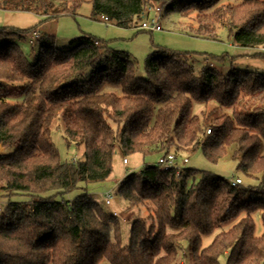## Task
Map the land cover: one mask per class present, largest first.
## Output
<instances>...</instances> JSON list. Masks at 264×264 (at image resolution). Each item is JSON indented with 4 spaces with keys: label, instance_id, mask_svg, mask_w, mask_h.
<instances>
[{
    "label": "trees",
    "instance_id": "1",
    "mask_svg": "<svg viewBox=\"0 0 264 264\" xmlns=\"http://www.w3.org/2000/svg\"><path fill=\"white\" fill-rule=\"evenodd\" d=\"M83 1L0 0V10L34 14L42 23L77 16ZM148 1L89 0L90 17L137 27ZM219 1L169 5L191 17L180 23L190 35L218 40L226 28L233 44L263 47L264 0ZM35 30L0 27V145L9 149L0 152V196H29L0 208V264H182L181 252L190 254L189 264H221L222 256L225 264H264V229L255 234L252 216L260 212L264 227V70L232 65L223 72L207 63L195 74L188 54L158 48L145 57L142 78L128 52L86 34L66 49L42 43L29 61L15 39L26 35L29 42ZM7 83L20 85V102L10 100ZM195 103L202 107L196 113ZM55 125L68 146H84L81 159H61ZM116 147L124 157H154L118 186L127 208L147 211L133 220L127 244L115 215L87 192L45 195L108 178ZM229 149L256 187L158 163L171 152L198 150L215 162Z\"/></svg>",
    "mask_w": 264,
    "mask_h": 264
},
{
    "label": "rangeland",
    "instance_id": "2",
    "mask_svg": "<svg viewBox=\"0 0 264 264\" xmlns=\"http://www.w3.org/2000/svg\"><path fill=\"white\" fill-rule=\"evenodd\" d=\"M240 1L220 0L219 4H236ZM170 2L171 0L159 1L162 6L160 20L162 29L158 31L149 32L140 29L138 26L123 28L116 26L113 22L107 23L99 19V17L91 18V3L89 0H84L78 10L77 16L66 15L47 19L41 23V32L38 31L41 35L35 40V47H32L30 42H28L26 35H24V38H16L15 41L19 44L26 58L29 61H33L35 56L39 55L41 50L40 45L42 43L51 44L58 49H66L70 46L71 39L80 35H90L106 43L110 48L128 52L136 64L137 75L142 78L146 77L143 67L145 57L158 48L172 53L188 54V60L192 63L195 74L207 63L223 72L228 71L232 65L239 69L264 70V55H245L244 52L240 51L241 47L233 44L226 28L220 29L218 40L196 37L184 31L180 23L189 21L191 17H186V13H180L177 4L170 6ZM28 14L25 12H5L0 10V27L27 26L29 25L27 23L30 17ZM193 15L194 13H191L189 16ZM149 17H152V13ZM140 21L141 18L138 23ZM243 49L250 50V48L244 47ZM5 88L12 92L10 96L11 101L20 102L23 99V93L19 84L7 83L5 84ZM201 108L200 104L195 103L193 111L196 113ZM51 135L62 160H75L83 157L84 146L75 144L68 146L64 140L63 128L61 126L55 125L52 128ZM8 151L9 149L0 147V152ZM232 151V149H229L226 155L215 162L208 160L200 150L192 154L180 151L176 153L177 159L175 162L179 168H195L209 171L230 181L238 177L241 179L240 184L256 187L258 180L245 175L237 168L239 160L233 159ZM123 158L124 155L116 147L113 155L112 172L108 178L103 181L79 182L76 188L68 192L56 193L55 191H50L45 195L55 194L56 199H72L77 195L87 192L89 197L97 201L106 211L110 213H113V211L116 212L115 217L120 223L121 242L122 244H127L130 239L133 220L137 216L142 218L146 217L147 211L142 206L127 208L126 202L118 194V186L125 175L138 172L144 163L152 162L154 157H143L141 154L134 153L125 156L127 162H123ZM183 158H187L188 161L183 162ZM197 176L199 177V175ZM107 193L112 195L110 204H105L104 202ZM9 200L20 202L28 201L29 196L23 193H17L11 196L1 195L0 208L4 207ZM252 216L255 222V234L260 235L264 229L260 212L256 211ZM217 232L218 230L203 236L202 246L208 245ZM185 254L181 252L177 260L182 264H189L191 260L190 254L188 252ZM220 261L221 264H225V257L222 256Z\"/></svg>",
    "mask_w": 264,
    "mask_h": 264
},
{
    "label": "built area",
    "instance_id": "3",
    "mask_svg": "<svg viewBox=\"0 0 264 264\" xmlns=\"http://www.w3.org/2000/svg\"><path fill=\"white\" fill-rule=\"evenodd\" d=\"M152 13V17H149L150 14ZM161 15H162V6L160 5L159 2L157 1H152L149 0L143 7V10L140 14L141 21L138 23V27L142 30H146L149 32L153 31H158L162 29L161 26ZM102 20L105 22H109L106 16L101 15L100 16ZM40 37V34L37 30L33 31L32 34L29 37V42L34 43L36 39ZM262 51L264 52V46L261 47ZM209 132V130H207ZM176 159L177 156L175 153H168L164 156H161L158 159V163L163 167V168H168V167H178L176 165ZM187 158H183V162H187ZM123 162H127V159L124 157ZM232 184H238L241 182L240 178H235L234 180L231 181ZM112 195L110 193L106 194L105 197V204H110L111 202ZM113 215L116 214L115 211L112 213Z\"/></svg>",
    "mask_w": 264,
    "mask_h": 264
},
{
    "label": "crops",
    "instance_id": "4",
    "mask_svg": "<svg viewBox=\"0 0 264 264\" xmlns=\"http://www.w3.org/2000/svg\"><path fill=\"white\" fill-rule=\"evenodd\" d=\"M28 15H30L29 22L27 23L29 25L23 26V27H15V28L25 29V28H29L31 26H36V30L39 31V32H41L40 31V26H41L40 20H41V18L38 17L37 15L30 14V13ZM99 19H101V17H99ZM110 22L111 21H109L108 23H110ZM8 24H10V23H8ZM11 27H13V26H11ZM240 51L244 52L245 55L246 54H256V53H259V54L264 55V52L262 51L261 47H259V48H250V50H246V49H243V47H241L240 48ZM0 147H1V145H0Z\"/></svg>",
    "mask_w": 264,
    "mask_h": 264
}]
</instances>
